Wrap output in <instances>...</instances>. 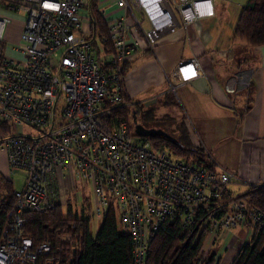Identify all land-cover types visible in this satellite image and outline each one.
<instances>
[{
  "label": "built area",
  "instance_id": "2783aa9c",
  "mask_svg": "<svg viewBox=\"0 0 264 264\" xmlns=\"http://www.w3.org/2000/svg\"><path fill=\"white\" fill-rule=\"evenodd\" d=\"M1 1L7 5L0 4V11L23 12L14 48L25 58L0 56V123L14 127L0 140V151L10 172L23 171L0 234V264L61 263V246L55 247L51 238L36 243L25 233L23 214L61 202V179L70 170L91 185L93 216L103 218L114 210L118 228L131 237L132 264H146L149 243L166 220H178L189 230L202 216V251L220 230L247 223L256 233L264 231V208L231 194L232 172L209 170L169 147H154L146 136L131 134L125 120L111 121L107 101L126 104L121 70L129 38L141 32L152 46L174 29L179 20L169 0H115L125 12L108 22L109 53L103 52L99 37L91 36V21L83 13L88 0ZM210 1L174 0L186 23L212 13ZM9 21L0 12V40ZM201 74L197 58L180 60L169 89ZM250 78L241 70L224 87L238 91L249 86ZM24 126L36 132L28 134ZM75 229L72 223L59 234V243L70 250L78 238ZM67 258L72 260V251Z\"/></svg>",
  "mask_w": 264,
  "mask_h": 264
},
{
  "label": "crops",
  "instance_id": "0c3cea01",
  "mask_svg": "<svg viewBox=\"0 0 264 264\" xmlns=\"http://www.w3.org/2000/svg\"><path fill=\"white\" fill-rule=\"evenodd\" d=\"M90 2L108 22L125 12L115 0H88L83 13L90 21ZM245 2L211 0L212 13L188 23L175 9L179 24L160 35L152 46L141 32L134 31L128 41L129 69L124 77L127 94L144 103L172 91L169 78L178 61L197 58L202 74L178 85L174 92L183 107L191 142L208 151L216 169L234 174L229 190L240 197L252 188H264V44L250 46L233 34ZM241 70L250 73L249 86L228 92L224 83ZM0 172H7L6 178L10 173L4 151H0ZM0 182L1 193L2 178ZM255 234L247 223L218 231L212 242L220 237L230 240L222 245L223 253L214 252L220 257L218 264H230L240 246Z\"/></svg>",
  "mask_w": 264,
  "mask_h": 264
},
{
  "label": "trees",
  "instance_id": "16d2710c",
  "mask_svg": "<svg viewBox=\"0 0 264 264\" xmlns=\"http://www.w3.org/2000/svg\"><path fill=\"white\" fill-rule=\"evenodd\" d=\"M17 1H9L16 3ZM2 6L7 5L1 1ZM91 15V36L99 37L103 46V52L113 51L111 41L106 38L108 21L99 12L96 4L89 3ZM234 37L245 41L250 46L264 44V0H246L234 28ZM105 36V39L103 37ZM0 45L3 44L0 40ZM0 56L3 55V48ZM98 55L100 52L97 50ZM104 68L108 63H104ZM129 69L126 61L121 70L123 77L121 83V103H112L110 106V117L112 122L125 120L131 134L134 132L133 116L137 121L138 107L144 106L143 102L134 101L124 86V77ZM167 92L162 94V102L166 105ZM147 113L144 114V117ZM146 126V125H145ZM177 131H167L169 136L152 135L146 136L154 147H169L178 155L195 161L209 170H215L216 165L208 151L201 145L191 142L188 129L184 124L176 126ZM0 129L4 133L11 131L10 124L1 122ZM164 130V129H163ZM4 190L0 193V234L5 223L7 211L14 202V188L12 181L2 178ZM248 202L264 207V188H252L246 195L241 196ZM66 206V207H65ZM57 203L53 208L44 211H25L23 214L25 233L31 235L36 243L51 238L55 247L61 246L58 258L59 264H132V240L128 233L120 231L117 226L116 216L113 209L103 216L101 224L95 234L91 232L90 223L93 214L85 207L77 211L73 210L70 202L67 205ZM202 216L195 225L187 230L182 227L178 220H166L156 232L149 243L146 264H218L220 257L211 255L203 256L201 250L206 236V230L200 223ZM72 223H76L78 238L74 249L70 250L65 244L59 243V234L69 230ZM45 224H47L45 226ZM72 251L73 258L68 260L67 256ZM230 264H264V231L258 232L250 242L240 246L237 254Z\"/></svg>",
  "mask_w": 264,
  "mask_h": 264
},
{
  "label": "rangeland",
  "instance_id": "374dc122",
  "mask_svg": "<svg viewBox=\"0 0 264 264\" xmlns=\"http://www.w3.org/2000/svg\"><path fill=\"white\" fill-rule=\"evenodd\" d=\"M169 1L172 4L173 8L176 9V3L174 2V0ZM0 12L10 17V21L5 26V29L3 31V38L1 39L4 55L11 58L23 59L24 57L21 51L14 48V46L19 43V34L21 32L23 24V17L21 15L23 14V12ZM142 24L144 30H149V28L151 27L145 19L142 20ZM154 97L156 98V100L152 103H149L147 106L141 105L140 107H138L137 115L138 119L141 122H143L147 127H157L168 131H177L178 129L175 127L180 126L181 124H184L187 128L186 124L183 121V107L180 104L179 99L174 91H171L166 96L169 101L166 105H163L162 94ZM145 113H147L146 117H144ZM13 130L14 127L8 133L13 132ZM23 130L28 134H34L36 132L35 128H30L28 126H24ZM5 135H7V133H4L2 130H0V140L3 139ZM4 174L0 172V179L6 178ZM22 177L23 171L21 169H19L17 172H10L7 176V178L12 181L14 189H17L21 186ZM60 194V200L64 204V206L67 205L68 201L71 203L74 211H80L82 207H85L86 210L88 209L90 213H93L94 194L91 185L89 183H86L81 178L75 177L71 170L67 171L66 178L61 179ZM101 220L102 218L93 216V219L90 223L91 232L93 234L97 232L101 224ZM229 242V238L227 240H224L223 237L218 238L214 242H212V240H208V243L205 246L202 255L208 256L215 251L223 253L224 250L222 248V245Z\"/></svg>",
  "mask_w": 264,
  "mask_h": 264
},
{
  "label": "water",
  "instance_id": "95a60500",
  "mask_svg": "<svg viewBox=\"0 0 264 264\" xmlns=\"http://www.w3.org/2000/svg\"><path fill=\"white\" fill-rule=\"evenodd\" d=\"M156 98H151V99H147L146 101H144V103L146 105H148L149 103L155 101ZM133 120H134V132L137 135L140 136H152V135H164V136H169V134L167 133V131L161 129V128H157V127H147L145 125H143L142 123L137 121L136 116H133Z\"/></svg>",
  "mask_w": 264,
  "mask_h": 264
}]
</instances>
